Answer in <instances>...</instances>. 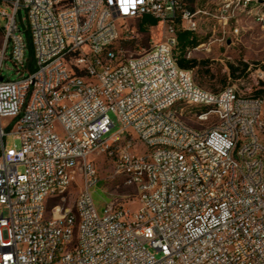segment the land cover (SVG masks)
<instances>
[{
    "label": "built area",
    "instance_id": "built-area-1",
    "mask_svg": "<svg viewBox=\"0 0 264 264\" xmlns=\"http://www.w3.org/2000/svg\"><path fill=\"white\" fill-rule=\"evenodd\" d=\"M228 6L213 15L223 33ZM206 13L182 0H0V264H264V94L206 90L177 61L178 30ZM101 156L135 187L134 209L99 210Z\"/></svg>",
    "mask_w": 264,
    "mask_h": 264
},
{
    "label": "rangeland",
    "instance_id": "rangeland-1",
    "mask_svg": "<svg viewBox=\"0 0 264 264\" xmlns=\"http://www.w3.org/2000/svg\"><path fill=\"white\" fill-rule=\"evenodd\" d=\"M182 1L195 9L207 12L198 16V27L195 31L197 35L205 36L200 43L205 46L191 49V52L184 54L187 58L198 61L193 68H190L195 83L213 92H219L223 87L234 84L243 96L264 94V0H250L247 3L246 0ZM224 5H229L228 14L232 15L225 33L222 32L217 19L213 16L218 8ZM25 15V10H22L18 17H25ZM154 21L155 19L150 15L141 17L142 30L146 31ZM235 29L237 32H234ZM24 36L26 39L25 33ZM148 38L149 33L145 32L129 42L122 43L125 55L138 54L141 48L149 45ZM175 51L179 57L181 50ZM27 56H29V50H27ZM1 74L6 79L17 77L11 60H4ZM179 106L180 103H177L174 108L178 109ZM111 117L114 119L113 114ZM186 119L193 124L191 115H187ZM118 127L119 124L116 122L112 130ZM5 143L7 146H20V141L14 139L12 134L5 136ZM96 166L99 180L93 196L99 210H102L107 202L134 209L136 189L125 182L123 175L115 172L113 161L101 156L96 161ZM79 185H73L69 189L67 204L75 199L80 189Z\"/></svg>",
    "mask_w": 264,
    "mask_h": 264
},
{
    "label": "trees",
    "instance_id": "trees-1",
    "mask_svg": "<svg viewBox=\"0 0 264 264\" xmlns=\"http://www.w3.org/2000/svg\"><path fill=\"white\" fill-rule=\"evenodd\" d=\"M182 3L187 6L188 8L192 9V6L187 5L184 1ZM156 21H154L155 23ZM26 34V41L28 44V50H29V58L30 60H33V49L31 45V36L28 32V30L25 31ZM205 37V36H204ZM200 35H197L193 31L188 30H178V44H177V50H181V55L177 56L178 64L181 68L190 69L193 68L197 64V60L194 58H187L184 56V54L194 47H196L198 44L201 43V40L204 38ZM203 62V61H199ZM233 70L234 67L232 66Z\"/></svg>",
    "mask_w": 264,
    "mask_h": 264
}]
</instances>
